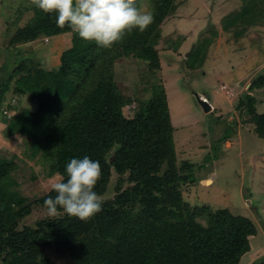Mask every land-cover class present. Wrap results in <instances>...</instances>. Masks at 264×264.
Instances as JSON below:
<instances>
[{"label": "trees", "instance_id": "trees-1", "mask_svg": "<svg viewBox=\"0 0 264 264\" xmlns=\"http://www.w3.org/2000/svg\"><path fill=\"white\" fill-rule=\"evenodd\" d=\"M149 1L154 23L109 49L57 27L55 14H44L32 4L24 7L32 15L7 41L5 51L19 50L21 58L0 77V113L11 82L17 94L37 104L32 111L10 112L7 132L30 143L31 157L47 164V177L65 175L72 158L98 160L103 174L94 191L102 194L114 172L115 193L88 221L65 215L19 229L18 220L30 213L31 205L16 190V159L0 158V264H54L47 249L55 247L77 264H239L248 251V238L256 234L248 218L226 208H191L183 200L180 185L189 182L194 165H176L164 89L152 83V98L123 114L134 102L116 86V60L136 57L154 72L160 70L154 45L173 0ZM53 36L64 39L63 46L56 43L58 49L49 53L52 67L23 57L20 47L30 46L27 54L36 52L35 43L45 45ZM252 87H264V76ZM246 98L255 133L264 137V112L256 114L254 98ZM55 195L50 189L36 202L43 205Z\"/></svg>", "mask_w": 264, "mask_h": 264}, {"label": "rangeland", "instance_id": "rangeland-1", "mask_svg": "<svg viewBox=\"0 0 264 264\" xmlns=\"http://www.w3.org/2000/svg\"><path fill=\"white\" fill-rule=\"evenodd\" d=\"M143 2L152 12L150 1ZM30 5V0H0L1 79L21 58L16 56L19 50L5 49L9 37L31 17L32 11L24 8ZM172 5L159 25L154 45L160 70L154 72L136 57L114 63L120 94L134 102L123 114L152 98V83L164 89L176 165H194L189 182L180 185L183 200L191 208H226L248 218L256 234L248 238L249 249L239 264H264V137L255 133L256 124L245 109L250 95L256 114L264 112V87L250 88L264 76V0H173ZM63 39L53 36L45 45L35 43L37 51L29 54L30 46L19 49L27 54L23 57L52 67L49 53L58 49L56 43L63 46ZM8 86L2 107L10 116L0 113V158L16 159L12 174L18 183L16 190L31 205L30 213L18 220L21 229L51 218L36 199L51 189L58 176L47 177V164L41 157H31L25 138L8 134L10 112L32 111L37 104L28 95L17 94L13 82ZM197 97L207 100L210 112L203 111ZM115 180L112 172L107 189L100 194L104 200L114 196ZM47 255L54 264H77L56 247L47 249Z\"/></svg>", "mask_w": 264, "mask_h": 264}, {"label": "clouds", "instance_id": "clouds-1", "mask_svg": "<svg viewBox=\"0 0 264 264\" xmlns=\"http://www.w3.org/2000/svg\"><path fill=\"white\" fill-rule=\"evenodd\" d=\"M44 14H55L59 28H69L81 40L109 49L122 43L134 30L145 31L154 15L143 0H30ZM98 160L72 158L65 175L51 185L56 195L44 200L51 218L62 215L88 221L102 211L104 198L94 191L102 177ZM62 210V211H61Z\"/></svg>", "mask_w": 264, "mask_h": 264}, {"label": "water", "instance_id": "water-1", "mask_svg": "<svg viewBox=\"0 0 264 264\" xmlns=\"http://www.w3.org/2000/svg\"><path fill=\"white\" fill-rule=\"evenodd\" d=\"M197 101L200 104V106L202 107L203 111L205 113L210 112L212 109V106L207 102V100H205L204 98H199L197 97Z\"/></svg>", "mask_w": 264, "mask_h": 264}, {"label": "built area", "instance_id": "built-area-1", "mask_svg": "<svg viewBox=\"0 0 264 264\" xmlns=\"http://www.w3.org/2000/svg\"><path fill=\"white\" fill-rule=\"evenodd\" d=\"M3 113L7 114V112H3Z\"/></svg>", "mask_w": 264, "mask_h": 264}]
</instances>
